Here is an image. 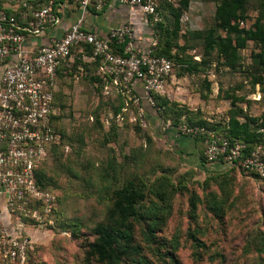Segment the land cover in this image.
<instances>
[{
    "label": "rangeland",
    "instance_id": "rangeland-1",
    "mask_svg": "<svg viewBox=\"0 0 264 264\" xmlns=\"http://www.w3.org/2000/svg\"><path fill=\"white\" fill-rule=\"evenodd\" d=\"M218 2L189 0L182 14L178 42L188 46L197 72L174 63L164 92L172 107L161 117L141 115L128 96L106 90L92 66L61 73L55 94L61 142L38 168L54 199L42 220L53 225L23 218L31 244L24 264H264V182L238 168L193 164L168 136L197 122L223 128L236 110L228 95L243 101L236 106L248 117L264 120V73L263 83L253 85L262 73L252 58L258 46L248 42L231 70L193 34L215 26ZM259 3L246 0L238 27L254 24ZM162 15L172 30L173 16ZM154 124L160 129L151 131ZM195 146L202 155L205 142L197 138ZM126 192L135 194L137 208L129 220L133 249L102 261L93 248L100 243L96 229ZM0 264L9 263L0 256Z\"/></svg>",
    "mask_w": 264,
    "mask_h": 264
},
{
    "label": "built area",
    "instance_id": "built-area-1",
    "mask_svg": "<svg viewBox=\"0 0 264 264\" xmlns=\"http://www.w3.org/2000/svg\"><path fill=\"white\" fill-rule=\"evenodd\" d=\"M0 0V256L9 264H24L31 248L23 218L47 221L53 197L37 185L36 172L51 146L59 145L61 135L55 130L57 116L54 96L61 67L71 68L72 49L79 47L81 60L99 63L97 75L104 88L116 89L129 97L139 113L142 101L156 108V96H164L173 64L157 56V41L152 30L161 20L158 11L163 0H115L146 19L152 30L151 42L142 51L135 47L137 28L129 21L112 28L106 37L85 30L82 16L61 35H53L46 43L34 45L49 28L62 22L61 7L69 0H18L19 12L2 9ZM39 1L40 4H33ZM84 14L88 10L102 12L112 0H72ZM19 13V18L15 16ZM149 17L152 19L149 20ZM88 45L92 56L85 55L81 46ZM121 49L114 53L112 46ZM65 73V72H64ZM140 83L142 95L136 93ZM259 94V93H258ZM159 110V108H158ZM182 135L201 136L205 142L204 159L209 166L216 164L241 169L247 175L264 182V130L262 141L248 153L243 143L233 144L214 131L188 127ZM42 208V214L40 212Z\"/></svg>",
    "mask_w": 264,
    "mask_h": 264
},
{
    "label": "trees",
    "instance_id": "trees-1",
    "mask_svg": "<svg viewBox=\"0 0 264 264\" xmlns=\"http://www.w3.org/2000/svg\"><path fill=\"white\" fill-rule=\"evenodd\" d=\"M71 1V0H70ZM175 1H177L175 3ZM40 4L39 1L33 2V4ZM189 0H163L160 1L158 11L160 21L156 22L152 28L154 35L156 37L157 46H156V55L165 57L170 60L173 64V70L175 62L181 64L182 68L187 74H192L197 72L195 68L197 63L193 61L194 56L185 54L189 50L186 44L182 46L178 42L179 38V28L180 20L184 11L188 9ZM246 0H219L215 12V26L209 29L206 33H193L196 38L202 39L204 48L206 51H215L222 60L223 65L235 70L237 67V62L239 60V51L244 49L248 42H253V44L258 46L260 51L258 53H253L252 58L258 60L257 64L260 65L262 73L254 79V84L263 83V73H264V0H260L258 16L255 19V22L252 26L245 29V27H238L236 22L238 19H245L246 15ZM168 11L171 16L174 18V28L170 30L165 24L162 12ZM19 13H16L15 16L19 18ZM152 19L149 17V20ZM243 25V24H242ZM260 47V48H259ZM81 49L86 56H92V49L88 45L81 46ZM79 47L72 49V54L74 55V62L71 68L61 67L58 70V78L61 77V73H70L76 65L83 64L85 66L94 67L97 72L99 63L97 61L85 63L81 60V54H79ZM112 51L114 53H121V49L112 46ZM181 52L182 55L178 53ZM208 55V54H207ZM184 57V59H183ZM253 59V60H254ZM202 60L201 62L203 63ZM185 66V67H184ZM97 82H102L103 80L97 75ZM156 108H152V111L144 110L146 115L154 117L162 113H166L172 107V104L169 103L167 98L164 96H156ZM227 99L230 100L231 108H236V110L231 112V115L228 118L227 124L220 128L217 125H209L206 122H197L195 124H189L191 127L205 128L211 131L216 132L217 134L228 139L232 144L234 142L243 143L246 145L248 153L252 150L257 144H259L263 139V133L261 130H264V120L261 121L258 118H251L245 113L242 108H237V104L242 103L243 101L234 96L228 95ZM54 105H55V96H54ZM143 106V103H142ZM159 108V110H158ZM154 113L155 115H153ZM180 117V116H178ZM58 115L53 117L55 130L56 122ZM180 118H176L173 122L172 127L176 128L180 125ZM157 124L151 125V131L159 130ZM59 132V131H58ZM60 133V132H59ZM61 134V133H60ZM191 138V137H190ZM197 138L200 140L204 139L201 136L193 137L194 141H197ZM58 145L51 146L48 155L56 153V148ZM204 151V149H203ZM51 152V153H50ZM202 153V148L201 151ZM52 153V154H53ZM194 159H192L193 161ZM200 161L198 162L200 166L204 167L205 163L204 152L200 155ZM191 161V162H192ZM37 185L41 190L46 191L44 188L43 180L44 176L42 172H36ZM135 194L131 192L124 193L121 200H118L112 209L111 216L109 221L104 226H100L96 229L99 236L100 243L93 245L96 253L98 254L100 260L112 259V253L114 256L118 255V251L127 254L129 248L133 249L131 244V234L132 226L129 220L137 217V208L135 206ZM124 242V244H122ZM113 244L116 246L113 247ZM108 248L110 253L103 252L104 249Z\"/></svg>",
    "mask_w": 264,
    "mask_h": 264
},
{
    "label": "crops",
    "instance_id": "crops-1",
    "mask_svg": "<svg viewBox=\"0 0 264 264\" xmlns=\"http://www.w3.org/2000/svg\"><path fill=\"white\" fill-rule=\"evenodd\" d=\"M61 4V25L58 28H49L38 38L31 39L34 42V45L46 43L53 35L61 36L68 29V27L76 22V20L81 16L83 20L82 27L85 30L97 34L101 38L106 37L110 29L121 27L131 21L137 28L135 39L136 49L142 51L147 48L151 42L152 30L147 24L145 17L136 10L131 12L129 8L119 5L115 0L110 1L105 9L99 13L94 12L93 10H88L83 14L72 0L63 1ZM1 7L12 14L13 12H19L21 9V5L18 0H4L2 1ZM135 89L136 93L141 96L142 89L140 83L135 84ZM142 103L144 110L152 111V108L145 101H142ZM152 114L155 115L154 113ZM168 136L171 137L170 143H172V145L173 143L176 145L174 147L177 151L184 155L188 154L189 157L187 158L189 161L191 162L192 159H194L192 163L198 165L200 155L195 146L194 139L182 136L179 132L176 135L172 136L169 134ZM214 166H209V168H213Z\"/></svg>",
    "mask_w": 264,
    "mask_h": 264
}]
</instances>
